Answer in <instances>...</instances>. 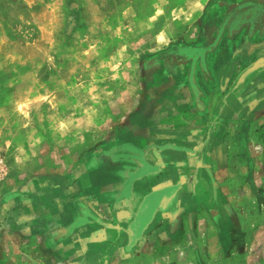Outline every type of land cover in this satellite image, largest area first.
I'll list each match as a JSON object with an SVG mask.
<instances>
[{
	"label": "crops",
	"instance_id": "0c3cea01",
	"mask_svg": "<svg viewBox=\"0 0 264 264\" xmlns=\"http://www.w3.org/2000/svg\"><path fill=\"white\" fill-rule=\"evenodd\" d=\"M253 19L251 33L227 27L222 46L168 56L177 67L139 86L110 144L29 182L10 221L11 249L26 253L1 243L0 264H264Z\"/></svg>",
	"mask_w": 264,
	"mask_h": 264
},
{
	"label": "rangeland",
	"instance_id": "374dc122",
	"mask_svg": "<svg viewBox=\"0 0 264 264\" xmlns=\"http://www.w3.org/2000/svg\"><path fill=\"white\" fill-rule=\"evenodd\" d=\"M252 17L264 21V0H0V244L8 257L26 253L11 249L10 221L29 182L110 144L139 86L177 67L168 56L216 39L222 46L229 26L251 33ZM252 36L264 41L263 31Z\"/></svg>",
	"mask_w": 264,
	"mask_h": 264
}]
</instances>
